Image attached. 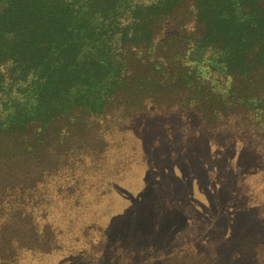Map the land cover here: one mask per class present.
Instances as JSON below:
<instances>
[{"label":"trees","instance_id":"1","mask_svg":"<svg viewBox=\"0 0 264 264\" xmlns=\"http://www.w3.org/2000/svg\"><path fill=\"white\" fill-rule=\"evenodd\" d=\"M174 112L225 159L259 162L240 182L264 219V0H0V264L141 259L97 205L137 197L155 138L139 124ZM197 168L191 187L209 197Z\"/></svg>","mask_w":264,"mask_h":264},{"label":"rangeland","instance_id":"2","mask_svg":"<svg viewBox=\"0 0 264 264\" xmlns=\"http://www.w3.org/2000/svg\"><path fill=\"white\" fill-rule=\"evenodd\" d=\"M196 127L194 116L180 112L139 124L138 134L150 129L155 138L144 143L145 163L132 173L139 180L137 197L123 202L107 195L97 205L99 210L106 208L109 216L102 226L112 233V242L119 239L127 250H143L134 264H264V253L260 254L264 219L246 199L256 188L252 186L245 196L240 182L247 174L250 180L258 178L259 162L239 150L225 159L221 148ZM198 133L204 137H195ZM191 167L208 170L201 179L209 184V197L195 194L198 190L191 187ZM143 172L150 177L143 179ZM258 187L259 192L262 188ZM148 201L152 204L143 206ZM146 214L148 225L141 227L136 220ZM129 219L136 227L123 233L119 228L124 223L128 227ZM248 232L251 236L245 238ZM52 263V257L45 256L26 257L21 264Z\"/></svg>","mask_w":264,"mask_h":264}]
</instances>
